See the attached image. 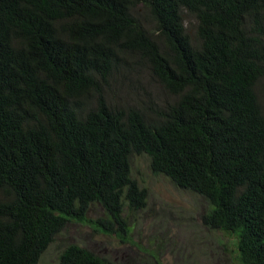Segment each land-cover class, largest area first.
Here are the masks:
<instances>
[{
	"label": "trees",
	"instance_id": "16d2710c",
	"mask_svg": "<svg viewBox=\"0 0 264 264\" xmlns=\"http://www.w3.org/2000/svg\"><path fill=\"white\" fill-rule=\"evenodd\" d=\"M140 68L167 100L112 102ZM262 79L264 0H0V264H37L94 202L124 239L141 153L207 201L238 264H264ZM56 264L113 263L75 244Z\"/></svg>",
	"mask_w": 264,
	"mask_h": 264
},
{
	"label": "rangeland",
	"instance_id": "374dc122",
	"mask_svg": "<svg viewBox=\"0 0 264 264\" xmlns=\"http://www.w3.org/2000/svg\"><path fill=\"white\" fill-rule=\"evenodd\" d=\"M190 33L194 20L184 15ZM109 87L112 102L141 103L150 96L158 103L166 101L161 88L140 68ZM264 101V79L260 82ZM131 176L146 189L142 207L126 217L124 239L115 233H103L93 221L104 216L101 206L91 203L85 213L87 222L70 221L52 237L37 264H56L59 252L68 245L78 244L113 264H238L235 259L234 235L206 227L202 215L211 208L206 200L181 189L164 175H155L144 153L130 158Z\"/></svg>",
	"mask_w": 264,
	"mask_h": 264
}]
</instances>
